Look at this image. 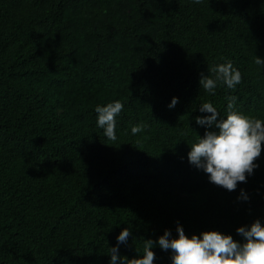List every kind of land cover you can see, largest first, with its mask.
I'll return each instance as SVG.
<instances>
[{
  "label": "trees",
  "instance_id": "16d2710c",
  "mask_svg": "<svg viewBox=\"0 0 264 264\" xmlns=\"http://www.w3.org/2000/svg\"><path fill=\"white\" fill-rule=\"evenodd\" d=\"M256 57L264 0H0V264H110V248L137 258L178 224L237 242L264 226V149L234 191L188 161L218 131L196 123L203 103L223 119L235 96L234 111L264 120ZM229 61L241 83L207 93L201 75ZM117 100L110 141L95 108Z\"/></svg>",
  "mask_w": 264,
  "mask_h": 264
},
{
  "label": "clouds",
  "instance_id": "9594fccd",
  "mask_svg": "<svg viewBox=\"0 0 264 264\" xmlns=\"http://www.w3.org/2000/svg\"><path fill=\"white\" fill-rule=\"evenodd\" d=\"M193 2L201 3L202 0ZM254 63L262 65L264 59L256 57ZM208 71L212 75L202 74L199 83L209 94H214L218 85L235 89L242 80L240 71L230 61L212 66ZM236 99L235 96L227 97V116L223 119H218L220 114L212 103L205 102L199 107L200 112L211 115L196 117V123L214 127L218 131H206L203 138L199 137L190 146L188 153L190 164L209 174L210 182L228 191H234L238 182H246L247 175L258 167L255 161L264 149V120L234 111ZM177 102V98H173L169 108ZM123 107L117 100L95 108L97 126L103 129L104 136L110 141L117 139L116 117ZM145 127L144 124H137L131 128V132L136 135ZM244 198L247 199L246 196ZM236 231L243 242L215 231L189 238L178 224L176 238H171V232L166 230L156 241L145 240L143 255L137 258L120 256L118 246L110 248V264H154L156 256L152 249L157 245L162 250H171L172 264H264V226L260 221L256 220L250 226L240 227ZM131 235L130 229L122 230L117 237L118 245L127 244Z\"/></svg>",
  "mask_w": 264,
  "mask_h": 264
}]
</instances>
